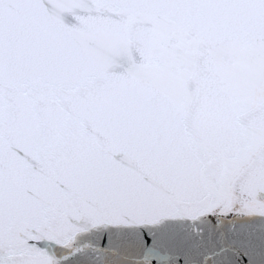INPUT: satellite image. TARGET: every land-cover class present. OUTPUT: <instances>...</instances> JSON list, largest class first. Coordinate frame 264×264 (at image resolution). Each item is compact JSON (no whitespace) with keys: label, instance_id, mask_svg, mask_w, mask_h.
<instances>
[{"label":"snow or ice","instance_id":"snow-or-ice-1","mask_svg":"<svg viewBox=\"0 0 264 264\" xmlns=\"http://www.w3.org/2000/svg\"><path fill=\"white\" fill-rule=\"evenodd\" d=\"M0 264H264V0H0Z\"/></svg>","mask_w":264,"mask_h":264}]
</instances>
